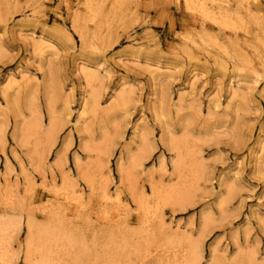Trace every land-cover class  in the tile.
<instances>
[{
    "label": "rangeland",
    "instance_id": "1",
    "mask_svg": "<svg viewBox=\"0 0 264 264\" xmlns=\"http://www.w3.org/2000/svg\"><path fill=\"white\" fill-rule=\"evenodd\" d=\"M179 1L0 0V125L6 124L4 91L9 81L29 87L46 80L61 128L52 153L41 172H36L29 150L13 139L14 121L9 118L4 154L0 152V180L2 187L3 178L18 187H12L14 193L0 194V216L11 213L7 203L14 194L12 208H21L23 217L31 213L45 223V211L57 210L54 207L59 203V210L73 218L76 204L60 201L61 196L54 194L64 187L61 173L68 172L77 182L76 190L83 191L84 208L81 204L78 211L82 208L99 222L127 213L134 220L131 229L136 230L135 205L128 183L117 173L116 161L126 148L135 150L144 136L152 152L136 171L137 183L147 194L149 179L172 186L175 156L162 144L171 132L187 140L198 182L184 204L163 208L164 226L196 241L201 217L211 213L214 222L205 231L201 264L223 256L230 261L246 251L263 257L264 0L252 6L242 0H224L226 13L217 12L213 21L204 20L199 9L190 10ZM40 38L48 39L55 51H36ZM82 69L97 74L95 81L88 82ZM91 93L97 95L100 109L112 111L109 116L84 111ZM120 96L129 99L124 107L117 104ZM35 104L46 125L42 90ZM29 108L21 103L22 123L37 117L36 107ZM108 119L109 132L114 133L116 126L121 132L107 155L111 175L107 187L120 201L104 202L90 195L78 178L75 162L87 165L95 158L105 160L94 150L99 124L107 127ZM86 127L96 140L89 137ZM86 146L94 150L89 153ZM58 155L65 160L60 169L55 165ZM4 162L12 165L10 176L5 174ZM18 162H23V171ZM26 175L34 182L28 194ZM17 199L23 202L17 204ZM25 236L23 229L15 243L13 264H24ZM140 249L145 252L137 264H156L164 257L154 246Z\"/></svg>",
    "mask_w": 264,
    "mask_h": 264
},
{
    "label": "bare ground",
    "instance_id": "2",
    "mask_svg": "<svg viewBox=\"0 0 264 264\" xmlns=\"http://www.w3.org/2000/svg\"><path fill=\"white\" fill-rule=\"evenodd\" d=\"M182 1L190 10L199 9V14L203 15L201 17L204 20L207 18L208 21H213L217 12L221 15L222 12L226 13L227 11L226 6H224L226 5L224 0ZM244 1L252 6L257 0H242V2ZM34 48L40 54L49 50L55 51L51 42L43 38H40L35 43ZM81 71L88 82L95 81L94 76L97 74L93 76L83 69ZM50 89L51 86L46 80L41 83V86L36 82H32V85L27 87L25 83L23 85V82L20 83L12 79L4 91L8 110L5 114L6 116L4 115L5 123L7 124L10 121L9 118L13 117V139L20 144L21 148L29 150L30 159L33 161L30 163L36 172H41V165L46 162L52 153V148L57 142L58 132L61 130L52 107ZM40 90H42L46 103L48 119L46 125L41 120L38 105L35 104ZM126 99L129 101L127 96L123 98L120 96L117 100L118 106L124 107L128 104ZM21 103L24 104L26 110H29L32 105L36 107V109H33L35 110L34 113L37 114L34 122H24L23 120L22 123L20 121L23 116L20 111ZM219 105L218 102H215L214 108H218ZM65 106L67 111V104ZM83 109L94 116L99 114L110 115L112 112L111 110L100 109V102L95 93H91L90 100L84 103ZM33 110H31V113H33ZM108 122L109 119L107 127L102 126L103 122L99 124L100 136L99 142L96 144L97 150H94L92 146H86L89 153L93 149L98 155L106 157L105 160L95 158L88 162L87 165L80 164L79 161L75 162L78 178L85 183L90 195L97 196L104 202L112 199L120 201L119 196H112L107 187L111 180L110 172L107 169V155L116 145L114 140L117 137L121 138V132L119 133V129L116 126L113 129L114 133H110ZM6 124L0 125V152L3 154L6 146ZM88 127H86V132L89 137L96 140L95 134ZM182 130H184V127H182ZM186 142L185 138L177 139L171 132L166 133L162 144L175 156L173 169L176 181L175 184H171L172 186L166 187L149 179L150 194L144 191L143 185L141 187L137 183V175L139 173L136 171L143 167L144 162L149 159L152 152L144 136L141 137L140 144L137 145L135 150L125 147V152L121 153L116 161L118 162L117 173L122 180L128 183L130 198L135 205V224L138 227L136 230L131 229L130 226L134 223V220L130 219L127 213L122 215V218L99 222V218L96 216L93 219V217L83 212V191L80 190L78 192L76 190L77 182L72 179L73 177L69 176L68 172L61 173L64 187L62 191L59 189L60 192L54 194L61 196L60 201L69 200L76 204L77 212H75L76 214L73 218L69 216V213L66 215L59 210V203H56L59 206L54 207L57 210L45 211L47 217L45 223L38 222L31 213H26L23 217L21 208H12L15 196L11 194V199L13 200L7 203L11 213L0 216V264H13L14 257L17 254L16 251L14 252L15 243L23 229H25L26 233L25 243L22 247L24 264H137L145 252V249L141 250L140 247L151 248L153 246L164 255L156 264H201L203 260L201 246L206 237L205 231L214 222L212 214L205 213L201 217V230L196 241L190 236L180 234L178 231L172 232L170 228L164 226V222L161 219L163 208L181 206L188 201V195L196 186L198 173L195 171L196 167L194 169L195 165L193 163L195 159L192 157L193 154L187 149ZM63 162L65 160L58 155L55 162L56 167L60 169L64 164ZM18 164L23 171V162H18ZM4 167L6 176H10L14 172L10 162H4ZM31 177L29 175L24 177L27 181L26 184H29L25 194H28L32 190V186H34ZM3 181L5 185L2 187L0 180V194L5 195V191L14 193L15 190L11 189L12 187L17 188L18 183L10 185L8 178H3ZM0 198H3V196H0ZM16 202L20 204L23 201L17 199ZM81 204L83 207L78 211ZM223 212L225 211L223 210ZM19 248L20 246L18 245ZM14 253H16L15 256H13ZM210 264H264V255L261 257L256 252L246 251L238 253L230 261L225 256L216 257Z\"/></svg>",
    "mask_w": 264,
    "mask_h": 264
}]
</instances>
